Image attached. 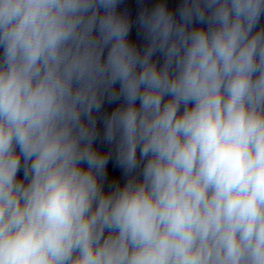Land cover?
Masks as SVG:
<instances>
[{
    "label": "clouds",
    "instance_id": "obj_1",
    "mask_svg": "<svg viewBox=\"0 0 264 264\" xmlns=\"http://www.w3.org/2000/svg\"><path fill=\"white\" fill-rule=\"evenodd\" d=\"M0 264H264V0H0Z\"/></svg>",
    "mask_w": 264,
    "mask_h": 264
}]
</instances>
